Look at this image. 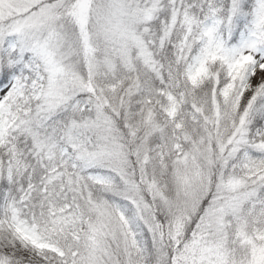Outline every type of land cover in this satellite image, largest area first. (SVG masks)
<instances>
[{
	"label": "snow or ice",
	"instance_id": "6c2138e0",
	"mask_svg": "<svg viewBox=\"0 0 264 264\" xmlns=\"http://www.w3.org/2000/svg\"><path fill=\"white\" fill-rule=\"evenodd\" d=\"M0 264H264V0H0Z\"/></svg>",
	"mask_w": 264,
	"mask_h": 264
}]
</instances>
